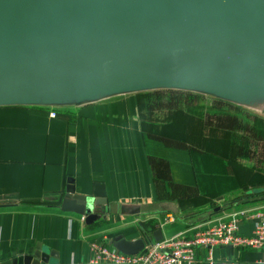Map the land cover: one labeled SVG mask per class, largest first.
Masks as SVG:
<instances>
[{"label":"crops","instance_id":"1","mask_svg":"<svg viewBox=\"0 0 264 264\" xmlns=\"http://www.w3.org/2000/svg\"><path fill=\"white\" fill-rule=\"evenodd\" d=\"M146 95L0 106V261L31 253L38 245L57 254L51 258L55 264H90L89 243L113 249L116 234L126 240L145 236L144 249L231 219L237 221L240 235H249L251 222L235 213L264 206V200L250 205L236 199L220 208L217 202L239 188L232 185L219 198L205 194L201 177L217 172L205 164V135L189 125L183 132L190 139L174 140L170 127H154L157 112L169 103L161 94ZM226 156L231 158L230 153ZM96 183L104 190L105 208L88 216L59 209L66 185L90 194ZM263 188L247 189L260 193ZM53 196L58 200H44ZM155 230L160 232L158 240L152 237ZM207 255L206 249L196 248L192 262L178 264H264V249L215 246L209 259Z\"/></svg>","mask_w":264,"mask_h":264},{"label":"water","instance_id":"2","mask_svg":"<svg viewBox=\"0 0 264 264\" xmlns=\"http://www.w3.org/2000/svg\"><path fill=\"white\" fill-rule=\"evenodd\" d=\"M161 88L238 103L264 94V0H0V106ZM58 205L88 216L106 198L100 183L90 194L68 184ZM145 241L116 234L111 245L133 254ZM51 258L57 254L35 245L0 264H55Z\"/></svg>","mask_w":264,"mask_h":264},{"label":"rangeland","instance_id":"3","mask_svg":"<svg viewBox=\"0 0 264 264\" xmlns=\"http://www.w3.org/2000/svg\"><path fill=\"white\" fill-rule=\"evenodd\" d=\"M142 92L156 95L161 94L163 97L166 96L170 111L169 119L166 122L170 121V124L175 129H182L189 125L193 126L196 129L193 132L200 134V136L207 134L206 142H214L217 140L216 142L223 143L225 140L224 136L228 137L230 135L229 142L225 140L228 148L224 150L218 147L216 151V154L223 157L226 153H230L231 158L229 160L227 159V167H222L215 160L216 157L213 159L209 155L205 161L206 167L207 169L214 168L217 172L216 174L210 172L201 177V183L207 187V190H205L207 193L205 194L213 193L218 198L224 195L228 189L233 188L232 185L236 184L235 187L239 188L236 191L237 194H230L224 200L220 199L217 202L220 208L229 202L234 204L237 200L241 204L245 199L244 195L249 194L247 188L250 189L251 186L257 187L264 185V179L259 175L264 174L263 113L238 102L221 99L200 91L164 88L138 91V93ZM156 105L161 106L162 104L158 102ZM164 113L165 111L157 112V118L161 119ZM162 120L165 119L163 118ZM211 129L214 130L212 131ZM220 132H223V135ZM181 133L182 135L178 139H185V141L188 138L190 139L188 134H184L182 131ZM210 134H213V136H210L209 140L208 135ZM174 140L176 139L174 138ZM202 164L203 162H200V170ZM227 168L236 171V175L238 174L239 176L238 182L236 181L237 177L232 172H229ZM242 182L244 184L248 183V185H244ZM217 203H213L209 207H215L214 205ZM257 203L255 201L254 205ZM99 234L96 235L98 236Z\"/></svg>","mask_w":264,"mask_h":264},{"label":"built area","instance_id":"4","mask_svg":"<svg viewBox=\"0 0 264 264\" xmlns=\"http://www.w3.org/2000/svg\"><path fill=\"white\" fill-rule=\"evenodd\" d=\"M56 114L49 112L50 117ZM235 214L244 216L251 222L249 235L238 233L237 221H219L191 234H175L167 239L155 241L139 252L123 254L114 248H108L100 243L91 242L90 264H178L192 262L194 250L204 248L209 251L215 246H230L233 248L264 249V206L243 210Z\"/></svg>","mask_w":264,"mask_h":264},{"label":"trees","instance_id":"5","mask_svg":"<svg viewBox=\"0 0 264 264\" xmlns=\"http://www.w3.org/2000/svg\"><path fill=\"white\" fill-rule=\"evenodd\" d=\"M145 96H147L146 93H145ZM163 110L165 111V113L163 114V117L161 119H158L159 122L157 121V124L154 127L165 129V127L171 126L170 128L173 131V135H172L173 139L175 138L177 140L182 135L181 131L183 132V128L182 129H180V128L179 129H175L170 124V121L166 122V120L169 119V112L170 111H169L168 108L166 110L164 108V109H162V111ZM163 118L165 120H162ZM152 123H153V121H150L149 123L146 122L143 126H144V128H148L149 125L152 124ZM211 130L213 131L214 129H211ZM220 133L223 135V132H220ZM206 136L207 135L205 134V137ZM210 136H213V134L209 135V137H208L209 140H210ZM205 137H202V138H205ZM224 139L227 142H229L230 135H228V137L224 136ZM178 140H181V139H178ZM216 141H214V142L213 141L212 142L211 141L206 142V139H205L204 149H206V150L204 151V153H205L206 156H209V155L213 154L216 157L215 160L218 161L219 164L222 167L226 168L227 165H228L227 161L229 160V158L226 156V154L224 155V157L219 155V154H216V151H217L218 147L226 150L228 148V146H227L225 141H223V143H221V142L218 143ZM259 175L262 176L263 179H264V174H259ZM244 196H245V199L241 203H244V202L247 203L248 202L250 205H252V204L255 203V201L256 202H260V201L264 200V188H263V191H261L260 193H249V194H245Z\"/></svg>","mask_w":264,"mask_h":264},{"label":"bare ground","instance_id":"6","mask_svg":"<svg viewBox=\"0 0 264 264\" xmlns=\"http://www.w3.org/2000/svg\"><path fill=\"white\" fill-rule=\"evenodd\" d=\"M239 102L264 114V94H246L240 98Z\"/></svg>","mask_w":264,"mask_h":264}]
</instances>
